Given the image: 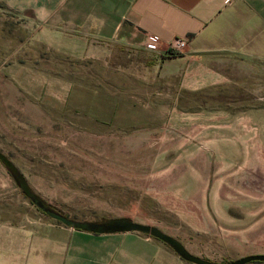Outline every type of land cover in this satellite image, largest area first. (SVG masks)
Masks as SVG:
<instances>
[{
  "label": "rangeland",
  "instance_id": "374dc122",
  "mask_svg": "<svg viewBox=\"0 0 264 264\" xmlns=\"http://www.w3.org/2000/svg\"><path fill=\"white\" fill-rule=\"evenodd\" d=\"M32 32L0 3V149L39 194L77 219L157 225L213 261L264 253V62L183 98L202 111L117 126L99 116L100 71L124 94L138 81H122L114 59L52 56ZM8 184L0 161V189Z\"/></svg>",
  "mask_w": 264,
  "mask_h": 264
},
{
  "label": "crops",
  "instance_id": "0c3cea01",
  "mask_svg": "<svg viewBox=\"0 0 264 264\" xmlns=\"http://www.w3.org/2000/svg\"><path fill=\"white\" fill-rule=\"evenodd\" d=\"M0 3L28 20L31 38L52 56L99 58L106 67L114 59L122 81L129 74L138 81L137 89L126 94L140 102L123 99V90L110 87L108 70L100 71L105 85L96 93L99 116L125 122L117 126L148 125L154 111L167 116L202 111L183 98L225 86L244 67L264 62V0ZM148 34L158 37V49L146 46ZM174 37L188 40L170 54L165 49ZM23 195L17 185L0 189V264H195L145 233H98L66 225L39 212Z\"/></svg>",
  "mask_w": 264,
  "mask_h": 264
},
{
  "label": "water",
  "instance_id": "95a60500",
  "mask_svg": "<svg viewBox=\"0 0 264 264\" xmlns=\"http://www.w3.org/2000/svg\"><path fill=\"white\" fill-rule=\"evenodd\" d=\"M0 161L12 176L20 191L36 207L45 212L48 216L74 228L92 232H117V231H138L160 239L169 245L180 257L195 264H245L253 260L264 261V253H249L240 257L218 262L192 253L184 243L167 233L157 225L136 221L129 216H108L101 219H77L68 212L63 211L52 202L46 200L29 183L26 176L14 163V161L0 149Z\"/></svg>",
  "mask_w": 264,
  "mask_h": 264
},
{
  "label": "built area",
  "instance_id": "2783aa9c",
  "mask_svg": "<svg viewBox=\"0 0 264 264\" xmlns=\"http://www.w3.org/2000/svg\"><path fill=\"white\" fill-rule=\"evenodd\" d=\"M187 37H174L171 41L167 44L165 50L169 51H178L183 49L187 44ZM146 46L151 49H158L159 46V39L154 34H148L146 40Z\"/></svg>",
  "mask_w": 264,
  "mask_h": 264
},
{
  "label": "trees",
  "instance_id": "16d2710c",
  "mask_svg": "<svg viewBox=\"0 0 264 264\" xmlns=\"http://www.w3.org/2000/svg\"><path fill=\"white\" fill-rule=\"evenodd\" d=\"M169 53H170V54H174V52H173V51H169Z\"/></svg>",
  "mask_w": 264,
  "mask_h": 264
}]
</instances>
